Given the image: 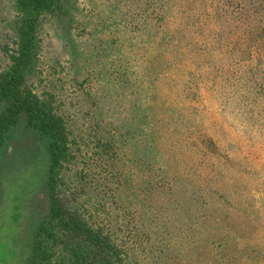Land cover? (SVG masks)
Returning <instances> with one entry per match:
<instances>
[{
	"label": "trees",
	"instance_id": "trees-1",
	"mask_svg": "<svg viewBox=\"0 0 264 264\" xmlns=\"http://www.w3.org/2000/svg\"><path fill=\"white\" fill-rule=\"evenodd\" d=\"M76 1L14 0L15 45L0 73V148L24 114L49 156L47 215L23 264H136L135 253L149 258L143 264H264V246L256 243L264 244V196L250 173L258 157L250 153L248 162L222 132L209 134L198 105L206 96L200 56L181 52L172 66L163 55L173 45L168 30L148 40L163 55L161 76L150 82L147 73L135 85L132 116L95 122L88 174L79 171L75 202L63 196L69 165L87 142L27 77L45 21L68 19ZM94 173L101 181L87 183Z\"/></svg>",
	"mask_w": 264,
	"mask_h": 264
},
{
	"label": "rangeland",
	"instance_id": "rangeland-1",
	"mask_svg": "<svg viewBox=\"0 0 264 264\" xmlns=\"http://www.w3.org/2000/svg\"><path fill=\"white\" fill-rule=\"evenodd\" d=\"M13 16L14 0H0V73L7 67L6 52L15 45ZM164 30L173 41L163 54L172 66L181 52L200 56L199 86H205L206 96L198 105L208 132H222L248 162L255 153L250 173L259 177L256 189L264 196V0H77L68 19L45 21L38 59L27 77L32 91L54 99L71 129L87 142L69 165V192L63 196L71 201L81 183L79 171L88 174L95 122L103 118L115 124L132 116L129 105L139 95L135 85L147 73L151 82L162 67L163 55L148 40ZM5 136L0 148V264H23L47 215L49 156L45 139L24 114ZM91 175L87 183L100 179ZM256 243L264 246L261 239ZM135 254L139 264L149 260Z\"/></svg>",
	"mask_w": 264,
	"mask_h": 264
}]
</instances>
